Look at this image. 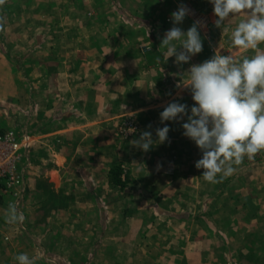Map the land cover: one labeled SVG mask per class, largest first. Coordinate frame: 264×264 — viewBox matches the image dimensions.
I'll list each match as a JSON object with an SVG mask.
<instances>
[{
	"label": "crops",
	"instance_id": "crops-1",
	"mask_svg": "<svg viewBox=\"0 0 264 264\" xmlns=\"http://www.w3.org/2000/svg\"><path fill=\"white\" fill-rule=\"evenodd\" d=\"M182 5L175 26H206L203 50L177 65L160 42ZM241 18L215 27L208 0L0 2V129L25 132L32 157L23 223L5 222L13 199L0 187V264L20 253L34 264H264V151L209 183L186 118L159 120L170 102L194 104L191 65L251 55L230 43ZM165 125L168 140L155 143ZM143 131L148 152L130 143ZM115 164L122 188L108 180Z\"/></svg>",
	"mask_w": 264,
	"mask_h": 264
},
{
	"label": "clouds",
	"instance_id": "clouds-1",
	"mask_svg": "<svg viewBox=\"0 0 264 264\" xmlns=\"http://www.w3.org/2000/svg\"><path fill=\"white\" fill-rule=\"evenodd\" d=\"M2 2V0H0ZM216 18L215 27L221 29L233 17L238 20L230 33L232 50L251 55L237 58L231 54H214L209 59L189 67L183 86L188 88L194 104L173 101L159 114V120L180 122L182 135L200 150L201 157L194 167L203 169L206 182L217 183L230 176L235 166L245 158L253 159L264 151V0H208ZM186 6L171 13L174 25L160 42L165 49V61L174 57L177 65L187 64L203 50L200 29L206 25L194 21L183 31L179 25L189 14ZM223 31L228 32L227 28ZM179 47V50H178ZM169 127L155 130V143L168 140ZM133 147L148 152L154 141L152 132L143 131L130 142ZM5 222L20 224L24 213L14 203L8 205ZM16 264H34L27 253L15 256Z\"/></svg>",
	"mask_w": 264,
	"mask_h": 264
},
{
	"label": "built area",
	"instance_id": "built-area-1",
	"mask_svg": "<svg viewBox=\"0 0 264 264\" xmlns=\"http://www.w3.org/2000/svg\"><path fill=\"white\" fill-rule=\"evenodd\" d=\"M124 132H132L126 125ZM29 136L21 129H0V187L12 196L16 206L20 204L25 181V170L31 165Z\"/></svg>",
	"mask_w": 264,
	"mask_h": 264
},
{
	"label": "trees",
	"instance_id": "trees-1",
	"mask_svg": "<svg viewBox=\"0 0 264 264\" xmlns=\"http://www.w3.org/2000/svg\"><path fill=\"white\" fill-rule=\"evenodd\" d=\"M121 172H122V169L120 165L115 164L110 167L109 175H108L109 182L111 184L119 186L120 188H122L126 183V179L124 181L121 180Z\"/></svg>",
	"mask_w": 264,
	"mask_h": 264
},
{
	"label": "rangeland",
	"instance_id": "rangeland-1",
	"mask_svg": "<svg viewBox=\"0 0 264 264\" xmlns=\"http://www.w3.org/2000/svg\"><path fill=\"white\" fill-rule=\"evenodd\" d=\"M202 2H203V1H200L199 4H200V5H203ZM207 24H208V23H207ZM9 129L18 130V129L16 128V126H10V125H9Z\"/></svg>",
	"mask_w": 264,
	"mask_h": 264
}]
</instances>
